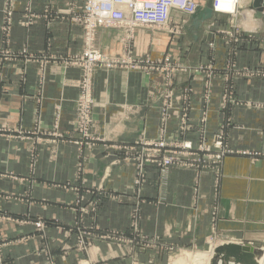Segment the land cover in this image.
Instances as JSON below:
<instances>
[{
	"label": "crops",
	"instance_id": "obj_1",
	"mask_svg": "<svg viewBox=\"0 0 264 264\" xmlns=\"http://www.w3.org/2000/svg\"><path fill=\"white\" fill-rule=\"evenodd\" d=\"M83 2L84 0H32L33 10L38 15L37 24L29 30L14 25L12 30L11 43L15 47L26 44L33 54L28 61L23 87L14 82H5L2 76L9 78L12 75L4 71L0 72V88L8 90L7 96L0 100V110L5 112L3 117L0 116V127L9 129L11 135L16 136L15 132L18 129L32 126V113L36 110L41 111V125L50 126L54 117L52 112L59 107L62 114L58 125L64 136L55 146L44 144L41 146L39 163L34 173V184L31 183L32 180H28L27 160L21 154L22 151H19L20 147L16 139H12L15 137H7V135L0 137V172H11L18 179L24 180L13 182L8 178L0 179V192L12 195L7 202L0 199V207L8 212L6 215L10 218L0 219V238L2 232L8 264H42L45 253L55 256L59 264H75V258L60 259V257L64 253V248L73 244V235L68 231L74 220H78L79 217H82L85 226L92 225L96 228L95 234L107 228L119 230L127 228L129 205H132L133 200L120 193L130 188L133 170L124 165H116L114 162L138 148L136 141L143 130H147V138L155 136L158 108L165 104L164 100L158 97L163 93L160 78L150 84L148 78L142 74L123 71L97 72L94 75L96 101L94 134L103 141L93 144L90 149L86 148V145L76 146L71 143L79 138L74 132L72 110L78 95L80 73L70 61L81 51L82 33L80 28L70 21V16L81 9ZM1 4L2 0L0 7ZM21 4L17 2L19 9ZM47 4L52 8L51 22L43 17ZM173 16L179 17L175 13ZM224 18L215 15L211 20L204 22L199 29V37H192L191 43L196 46L197 41L208 40L214 29L224 25L222 24ZM192 27V20L189 18L187 28L192 30ZM146 31L141 28L135 31L136 42L145 39V34L151 32L149 29ZM116 35L115 31L102 30L98 34L97 44L104 51L111 52L108 47H111L112 42H117L113 41ZM151 39L143 41L147 44ZM153 40L152 45H154ZM143 41L136 43L137 50H143ZM221 45L223 46V43ZM164 46L165 43L158 48L159 52ZM252 46L239 49L235 58L238 68H255L264 65V50ZM202 55L195 54L189 58L190 62L205 63L206 59ZM44 61L46 70L42 76L43 82L38 85L37 72L34 68L36 63ZM185 62H189L188 58ZM219 63L223 64L221 60ZM186 77L188 76L179 78L186 80ZM232 89L238 99L264 102L262 79L239 78ZM221 91V87L216 88L212 97L210 126H216L226 120L225 115L216 112ZM179 95L174 97L171 94L172 103L166 105L167 110L173 111L172 117L169 118L170 133H173L179 120L175 118L183 103ZM201 95V89L196 90L195 96L191 98L193 122L197 121L199 111L203 110ZM147 108L152 110L155 117L147 115L144 111ZM232 110L231 120L246 127L242 131L246 133L245 135L242 132L232 131V145L261 151L263 158L253 163L245 158H226L216 183L210 173L203 174L200 196L196 202L193 200L191 190L192 172L170 170L167 195L169 204L158 212L150 211L153 220L150 227L143 225L145 232L155 233L172 243L191 242L195 238H200L203 243L210 235L211 225L215 226L218 235H225L235 243L254 245L264 240V113L257 112V109H250L246 113L243 112V108ZM17 111L20 117L16 114ZM189 136L193 137V135ZM3 154H7V161L1 160ZM80 156H86L88 159L82 176L77 177L75 164ZM148 176L152 186L153 182L155 183L153 167L148 168ZM67 183H69L67 186H73V191L70 187L68 189L65 187ZM98 186L112 192L115 197L117 195L121 197L105 198L98 204L101 206L94 215L88 212L89 209L82 210L81 213L80 209L94 205L96 198L92 194ZM148 188L146 191L154 189ZM28 189H32L30 194L27 193ZM17 194H20L21 198L14 199ZM212 205L217 207L213 216ZM148 213V209L144 210L146 216H149ZM37 219L51 222L47 224L43 234L33 225ZM118 246L119 248H115L112 244L96 243L91 249L88 264H128L129 259L125 257L128 246Z\"/></svg>",
	"mask_w": 264,
	"mask_h": 264
},
{
	"label": "rangeland",
	"instance_id": "obj_2",
	"mask_svg": "<svg viewBox=\"0 0 264 264\" xmlns=\"http://www.w3.org/2000/svg\"><path fill=\"white\" fill-rule=\"evenodd\" d=\"M86 1L87 0H84L79 11L73 12L70 16V21L76 24L82 33L81 51L70 61V64L80 73L78 95L74 101V108L72 110L73 122L75 124L74 132L79 138L71 141V143L76 146L86 145V148L90 149L93 144L103 141L102 138L94 134L96 122L94 109L96 106L94 98V75L97 72L109 73L112 71H123L126 73L142 74L148 78V83L150 84H152V81H158V78H160L162 87L161 92L163 93L158 97L159 99L161 98L162 101L164 100L165 104L158 108L155 136L147 138V130H143L139 139L136 141L138 148L131 150L130 153L114 162L116 165H124L133 170L130 188L120 193L126 198L133 200V202H131L132 205H129L127 228L125 230L107 228L100 231L99 234H95L96 228L92 225L89 227L85 226L82 217H79L78 220H74L73 225L70 226L68 231L70 235H73V244L68 248H64V253H62L60 259H63V257H70L72 259L75 258V264H88L93 246H95L96 243L101 245L105 243L108 245L112 244L115 248H119L118 245L128 246L127 254H125V257L129 259L128 264H212L214 261L215 264H234L233 259H230L228 262H222L217 258V253H215L217 247L234 243L253 248L254 259L256 263L259 264L258 261L264 256V240L254 245L242 242L235 243L228 237H225V235H218L215 226L212 227L210 225V235L205 238V242L203 243H201L200 238H195L191 242L180 241L172 243L165 241L164 238L155 233L145 232L143 230V225L147 227L151 226L153 219L150 211L154 210L158 212L169 204L167 195L170 170L180 169L192 172L193 185L191 190L192 196H194L193 200L196 202L200 196V184L203 180V174L210 173L212 180L216 183L226 158H245L252 163L263 158L261 151L238 148L232 145V131L234 133H240L245 130L246 127L234 123L230 117L232 116L231 113L234 108H243V112L245 113L250 109H257V112L264 113V102H254L243 98L238 99L236 94L232 91V87H235V83L239 78L264 80V65H259L255 68H238L235 62L239 49L244 46L253 45L258 49L262 48L264 50V31L249 34L233 29L232 21L229 19L230 14L216 11L217 5L215 0V9L212 4V18L215 15L225 17L222 23L224 25L220 26L218 29H214V32L211 33L208 40L205 39L203 42L197 41L196 46H194V44L191 43V39L192 37H199V29H201L204 23L198 29L197 33L194 34L193 27L192 30L187 28L189 18H191L192 15H181L178 13L175 14L179 15V17L172 15L173 20L168 28H141L143 31H146V29L151 31L149 34L146 33L147 31L144 32L146 33L145 39H154V45H152V39L150 42H147V44L145 43L146 41H143L145 39L136 42L137 37L134 36L135 32L133 35H128V32H123L122 30L101 29L96 35V42L94 45L96 50L100 53V58H98L100 60H97L95 65L90 67L85 64L82 59L87 50V47L83 43V29L74 21V18L83 10ZM195 1L199 5L198 10L204 8L208 3L207 0ZM257 1L259 2L258 6L254 7ZM17 2L22 3L21 9L17 6ZM242 2L246 6L250 5V9L256 12L258 19L264 20V0H242ZM45 9L44 11L46 13L43 11V17L46 20L49 19L48 21L51 22L50 15L52 14V8H50V4H47ZM37 21L38 15L35 14L33 10L32 0H2L0 7V72L2 73L4 71V73L7 72L9 75H12L9 76V78L2 76L5 82L10 81L19 84L21 87L24 86V76L27 71V65H29L28 61L31 60L30 55L33 53L26 44L15 47L10 39L14 25L29 30L30 27L37 24ZM45 24L47 25V23ZM102 30L115 31L117 34L113 40L117 42H112L111 47H108L111 49V52L104 51V49L100 48L97 44L98 34ZM142 41L143 50L139 51L137 50L138 48H136L138 47L136 43H141ZM163 43H165L164 49L159 52L158 48H160ZM222 43L223 46L221 45ZM47 48L48 47H46V50ZM197 53L204 55L202 56L206 59L205 63L194 64L190 62L191 60L189 58H192ZM175 54L176 56H174ZM34 56H36V54H34ZM185 57L188 58L189 62H185ZM77 58H79L78 61H76ZM220 60L223 64L219 63ZM35 65L34 71L36 70L37 72L36 84L41 85L43 82L42 76L46 70V62H38V64L36 63ZM171 70H175V77H169ZM181 76L188 77H186V80H182L179 78ZM219 87H221L222 91L218 111L216 112L225 115L226 120H223L221 124L219 123L216 126H210V105L215 90ZM200 89L202 91L200 100L203 110L199 111L197 121L193 122L191 121V113L193 110L190 102L191 98L195 96V91H200ZM7 92L8 90L0 88V100L7 96ZM171 94L174 95V97H178L180 94L179 96H181V101L183 102L181 108H179L178 114H175V118H179V120L176 122L173 133L169 131V125L171 123L169 118L172 117L173 111L171 109L170 111L166 109V105L172 103ZM56 108L55 111L52 112L54 117L50 126L41 125V111L36 110L32 113V126L27 129H18L15 132L16 136L11 135L12 133L9 129L0 127V137L2 135L15 137L12 139H16V143L20 147L19 151H22L21 154L26 157L27 169L29 171L28 180H32L31 183L33 184L35 183L34 173L39 163L41 146H43V144L55 146L58 143L57 141L62 140L64 136V133L58 125L62 111L59 107L58 109ZM150 108L144 111L147 115L155 117ZM132 110L130 111L134 112ZM130 111L128 110V112ZM4 114L5 112L0 110V116L3 117ZM16 114L18 117L21 116L19 115V111H17ZM186 122L187 125L183 124ZM258 129L259 127H257V130ZM242 133L244 135L246 134L244 132ZM189 135H193V137ZM162 138L165 140L164 143L168 148L164 151L160 150L157 152L158 149L155 148L154 145L158 144L159 140ZM216 143L220 144L219 148H216ZM150 152L159 154L158 157L154 159L156 161H160L162 157L164 158L167 155L173 157V165L165 172L160 169L157 164L150 163V158L148 157V153ZM51 153L52 151L50 150V155ZM218 154L220 155L217 156ZM87 159L88 157L86 156H80L76 159L75 166L77 177L82 176ZM1 160L7 161V154H3ZM149 167H153L155 170V183L153 182L152 186V181L148 176ZM2 177L8 178L13 182L24 181L23 179H18L16 175L8 171L0 172V179ZM68 184L69 183L65 184V187L67 189L70 187V190L73 191V186H67ZM148 187H153L154 189H152V191H146ZM145 191L147 195L144 194ZM31 192L32 189H28L27 193L30 194ZM92 195L96 198V202H93V206L80 209L81 213H83L82 210L89 209L88 212L94 215L100 208L101 205L98 204L101 203L102 200L111 197H121L120 195H117L119 197H115L112 192L104 190L102 186H98ZM11 196L12 195H8L6 192H0V199L6 202ZM20 196V194H17V196H14V199L21 198ZM125 197L122 198L124 199ZM215 197L216 196H214V198ZM147 209L149 210V216L144 214V210ZM216 211V205H212V216L215 215ZM7 213L6 210L0 207V219H10L8 215H6ZM47 224H51V222L47 223L40 219L33 222L35 229L42 232V234ZM211 224L214 225V223ZM1 234L3 236L2 232ZM2 236L0 238V264H8ZM202 257H204V259ZM42 264L59 263L55 256H52L50 253H45L43 255Z\"/></svg>",
	"mask_w": 264,
	"mask_h": 264
},
{
	"label": "built area",
	"instance_id": "obj_3",
	"mask_svg": "<svg viewBox=\"0 0 264 264\" xmlns=\"http://www.w3.org/2000/svg\"><path fill=\"white\" fill-rule=\"evenodd\" d=\"M212 4L215 9V0ZM198 7L195 0H87L81 13L74 18L83 29V43L87 47L82 59L90 67L100 60V53L94 45L96 35L101 29L122 30L128 32V35H133L137 28H168L173 20V13L193 15ZM169 77H175V70H171ZM183 124L187 125V122ZM164 141L162 138L154 145L158 149L157 152L168 148ZM219 146L220 144L216 143V148ZM158 155L154 152L148 153L150 163L157 164L166 172L173 165V157L167 155L160 161L154 160Z\"/></svg>",
	"mask_w": 264,
	"mask_h": 264
},
{
	"label": "water",
	"instance_id": "obj_4",
	"mask_svg": "<svg viewBox=\"0 0 264 264\" xmlns=\"http://www.w3.org/2000/svg\"><path fill=\"white\" fill-rule=\"evenodd\" d=\"M258 3L257 1L254 7H257ZM212 16V0H209L204 8L199 9L191 16L193 20V33L196 34L202 24L210 20ZM215 253H217V258L222 262H228L230 259H233L234 264H257L254 259V250L250 246L229 243L217 247ZM212 264H215V261Z\"/></svg>",
	"mask_w": 264,
	"mask_h": 264
},
{
	"label": "clouds",
	"instance_id": "obj_5",
	"mask_svg": "<svg viewBox=\"0 0 264 264\" xmlns=\"http://www.w3.org/2000/svg\"><path fill=\"white\" fill-rule=\"evenodd\" d=\"M216 5L217 11L230 14L233 29L249 34L264 31V20L258 19L256 12L250 9V5H244L242 0H216Z\"/></svg>",
	"mask_w": 264,
	"mask_h": 264
},
{
	"label": "bare ground",
	"instance_id": "obj_6",
	"mask_svg": "<svg viewBox=\"0 0 264 264\" xmlns=\"http://www.w3.org/2000/svg\"><path fill=\"white\" fill-rule=\"evenodd\" d=\"M217 11V10H216ZM232 244H234V243H232ZM196 257V256H195ZM203 259H204V257H202ZM259 262V264H264V256L258 261Z\"/></svg>",
	"mask_w": 264,
	"mask_h": 264
}]
</instances>
